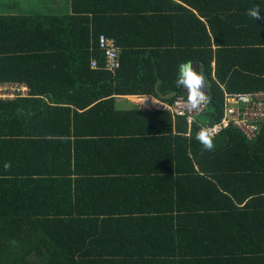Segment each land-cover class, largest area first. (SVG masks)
Returning a JSON list of instances; mask_svg holds the SVG:
<instances>
[{"label":"trees","instance_id":"obj_1","mask_svg":"<svg viewBox=\"0 0 264 264\" xmlns=\"http://www.w3.org/2000/svg\"><path fill=\"white\" fill-rule=\"evenodd\" d=\"M171 6L168 14L153 16L168 32V40L155 42L121 36L143 29L145 19L135 12L96 16L74 6L68 14L0 15V83L28 87V95L17 94L11 101L22 106L25 119L32 115L36 122V111L46 110L43 102L35 107L43 101L38 95L74 102L64 93L67 88L47 87L52 83L104 82L109 97H157L159 80L160 93L177 91L188 97L175 83L178 65L187 61L205 77L210 97L190 126L162 107L125 112L161 114L158 123L168 129V162L175 167L157 177L156 196L142 209L152 216L112 215L133 210V202L116 200L105 207L112 206L108 215L99 216L87 210L89 203L82 207L68 198L66 182L52 200L46 183L39 185L37 178H0V264H264V123L250 139L236 129L224 130L214 137L212 151L203 150L196 139L201 127L220 119L224 90H264V25L242 39H219L217 32H226L224 20L218 15L214 22L210 10L203 9L198 11L206 23H197L202 38L187 40L180 34L187 27L186 16H197L180 3ZM191 29L197 33L195 24ZM101 34L113 38L119 49L120 65L114 72L103 67ZM112 101L82 112L68 104L46 106L58 113L61 128L69 130L81 123L76 115L116 112L107 105ZM89 152L81 155L87 158Z\"/></svg>","mask_w":264,"mask_h":264},{"label":"crops","instance_id":"obj_2","mask_svg":"<svg viewBox=\"0 0 264 264\" xmlns=\"http://www.w3.org/2000/svg\"><path fill=\"white\" fill-rule=\"evenodd\" d=\"M171 1L0 0V15L24 12L68 14L73 13L74 6L86 11L93 10L96 16H118L119 13L135 12L141 16L140 19H145L140 22L143 29L136 34L123 32L121 36H125L126 41L138 42L168 40V32L161 28L164 24L158 23L153 16L159 12L168 14V7H173L171 5L175 3H180L197 16H186L187 27L180 34L187 40L202 38V33H198L197 23H206L207 19L198 11L203 9L210 10L214 22L218 21V15L224 20L226 32H217L219 39H242L243 35H251L256 26L264 25V0ZM255 5H259L261 9L259 20L247 15L248 9ZM88 14L91 15V11ZM194 24L197 35L191 29ZM8 84L11 83H0L7 93ZM47 87L63 90L67 88L68 91L64 93L74 102L50 100L53 96L50 93L38 95L37 100L43 101H38L35 107L43 102L46 110L43 113L36 111V122L32 115L28 119L23 118L25 110L22 106L11 103L15 97L1 98L6 103L0 105V178H37L39 185L46 183V194L52 200L59 197V186L66 182L69 186L68 198L73 202L79 201L82 207L84 202L89 203L87 210L99 216L108 215L105 212L112 209V206L105 207L111 200L134 203L131 205L133 210L112 215L152 216L154 213L142 209L148 207L156 196L157 177L168 174V167H175L174 162H168V129L166 125L162 128L158 123L161 114L140 115L125 112L134 108H160L157 105H161L163 99L150 94L125 93L112 94L109 97L104 94L108 87L104 82L83 81L62 85L52 83ZM25 95H28V87L22 93V96ZM111 98L112 104L107 105L116 112L76 115L81 123L77 128L72 125L69 130L61 128L58 113L46 106L68 104L72 110L82 112ZM14 117L18 118L16 122ZM85 150L90 151L87 158L81 155ZM5 163L11 164L7 170L4 168ZM166 196L168 199V193ZM175 199V196L170 198L172 201ZM119 206L116 204L113 209L117 210Z\"/></svg>","mask_w":264,"mask_h":264},{"label":"built area","instance_id":"obj_3","mask_svg":"<svg viewBox=\"0 0 264 264\" xmlns=\"http://www.w3.org/2000/svg\"><path fill=\"white\" fill-rule=\"evenodd\" d=\"M99 47L104 54V65L108 70L115 71L119 65V49L113 38L103 34L98 38ZM93 67L97 66V61H91ZM9 92L0 88V97H15L26 91V85L16 83L8 85ZM25 89V90H24ZM168 109L173 116H182L190 126L195 118L200 115L206 105L195 109H189L188 98L184 95H176L172 102H162L157 105ZM264 123V90H252L248 92L223 91L222 114L218 121L203 127H215L216 135L228 128L236 129L242 132L247 138H253L259 131L261 124ZM214 136V137H215Z\"/></svg>","mask_w":264,"mask_h":264},{"label":"clouds","instance_id":"obj_4","mask_svg":"<svg viewBox=\"0 0 264 264\" xmlns=\"http://www.w3.org/2000/svg\"><path fill=\"white\" fill-rule=\"evenodd\" d=\"M247 15L254 20L261 19V9L259 5L250 7L247 11ZM175 83L178 88L187 90L189 109H195L210 102V97L205 92V77L199 72L198 67L194 66L193 62H181L178 65ZM216 131L215 127H201L197 132L196 139L203 146V150L212 151L214 149V136ZM10 167V163L4 164L6 170Z\"/></svg>","mask_w":264,"mask_h":264},{"label":"water","instance_id":"obj_5","mask_svg":"<svg viewBox=\"0 0 264 264\" xmlns=\"http://www.w3.org/2000/svg\"><path fill=\"white\" fill-rule=\"evenodd\" d=\"M158 83H159V80L156 82L155 84V92L157 93V96L160 98V99H167V98H171V97H174L176 94H177V91H171L167 94H162L159 92L158 90Z\"/></svg>","mask_w":264,"mask_h":264},{"label":"rangeland","instance_id":"obj_6","mask_svg":"<svg viewBox=\"0 0 264 264\" xmlns=\"http://www.w3.org/2000/svg\"><path fill=\"white\" fill-rule=\"evenodd\" d=\"M3 88V87H2Z\"/></svg>","mask_w":264,"mask_h":264}]
</instances>
